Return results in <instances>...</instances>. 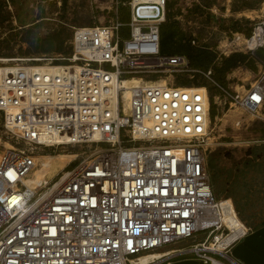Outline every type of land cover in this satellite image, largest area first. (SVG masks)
I'll use <instances>...</instances> for the list:
<instances>
[{
    "label": "built area",
    "instance_id": "obj_1",
    "mask_svg": "<svg viewBox=\"0 0 264 264\" xmlns=\"http://www.w3.org/2000/svg\"><path fill=\"white\" fill-rule=\"evenodd\" d=\"M116 4L108 23L73 26L67 55L0 65V114L11 142L0 157V264H140L156 252L240 264L230 249L246 226L221 251L205 246L233 233L208 167L210 92L177 84L196 73L216 84L211 70L162 53L167 0ZM121 4L129 7L127 37L119 34ZM246 47L259 64L254 80L240 92L222 88L214 103L224 97L264 125L263 23ZM60 145L78 147L82 158L54 177L38 174L35 148ZM200 234L189 249L166 251Z\"/></svg>",
    "mask_w": 264,
    "mask_h": 264
},
{
    "label": "rangeland",
    "instance_id": "obj_2",
    "mask_svg": "<svg viewBox=\"0 0 264 264\" xmlns=\"http://www.w3.org/2000/svg\"><path fill=\"white\" fill-rule=\"evenodd\" d=\"M117 1L128 0H0V65L16 57L67 55L73 26L108 23L114 18ZM168 19L178 21L183 32V40L178 42L185 45L183 53L206 51L213 64L219 66L224 57L232 58L229 65L236 66L226 77L232 92L243 91V85L254 80L257 70L248 66L246 39L255 27L264 24V0H167ZM258 52L264 58V50ZM234 54L244 55L245 61ZM179 78L180 84L206 85L210 93L216 91L209 77L201 73L193 78L181 74ZM216 101L214 146L208 155L214 195L220 201L230 199L239 220L250 230L264 223V125L241 108L231 106L224 97ZM10 143L0 114V155ZM35 155L38 174L45 172L47 178L82 158L79 148L69 145L40 146L35 148ZM203 238V234L197 235L166 251L187 250ZM182 253L197 256L194 252Z\"/></svg>",
    "mask_w": 264,
    "mask_h": 264
},
{
    "label": "trees",
    "instance_id": "obj_3",
    "mask_svg": "<svg viewBox=\"0 0 264 264\" xmlns=\"http://www.w3.org/2000/svg\"><path fill=\"white\" fill-rule=\"evenodd\" d=\"M120 2H126V1H120ZM118 16H119L120 22L124 24L123 26L120 27L119 34L122 37H127L129 35V28L127 27L126 23L129 21V17H130L129 7L122 5V4L119 5ZM181 40H183V32L180 29L178 21L171 20V19H168V20L165 19V21L160 24V44H161L162 53L164 54H184L189 58V64L191 68L200 70L203 73H206L209 70H211V78L216 83L214 84L215 90H216L215 93L213 94L210 93V100H211L210 115L213 121L215 119V116L217 115L216 105L214 103V96L221 95L222 88L228 87V82L226 79L227 72L229 71L231 67H235L236 64L229 65V63L232 60L231 57H224L223 59L224 63L221 66L213 64V61L210 55H208L206 51H199L198 53H192V54L187 55L182 52L185 45L178 44V42H181ZM260 54L261 53L258 52V55ZM233 56H241L240 61H245V56L242 54H234ZM248 66L250 70L252 71L257 70L255 60L251 57H250V60L248 61ZM179 79L180 78L178 77L177 84L183 85V86L190 85L187 83L180 84ZM195 85H200V84H195Z\"/></svg>",
    "mask_w": 264,
    "mask_h": 264
},
{
    "label": "crops",
    "instance_id": "obj_4",
    "mask_svg": "<svg viewBox=\"0 0 264 264\" xmlns=\"http://www.w3.org/2000/svg\"><path fill=\"white\" fill-rule=\"evenodd\" d=\"M230 253L240 264H264V223L248 230L243 237L232 245ZM163 255L166 254H162V252L151 253L146 257H141L137 262L148 264L153 259H159ZM155 264H205V262L194 255L171 253L159 259Z\"/></svg>",
    "mask_w": 264,
    "mask_h": 264
},
{
    "label": "bare ground",
    "instance_id": "obj_5",
    "mask_svg": "<svg viewBox=\"0 0 264 264\" xmlns=\"http://www.w3.org/2000/svg\"><path fill=\"white\" fill-rule=\"evenodd\" d=\"M142 1H152V0H142ZM258 31H261V28H258ZM251 43H253V42H251ZM38 66L43 68V69L50 70V71H56L57 67H58V65H43V64H39ZM221 202H222V205L224 208V219H225L226 223L229 225V227L232 229L233 233H232V236L225 238L223 240H220V237L217 236V243L216 244L214 242H209L208 246L205 245L206 248L211 249V250H217V251H221L220 248H225L226 245H229L234 240V238L237 237L240 230L245 228V225L238 218V215H237V212L234 208L233 203L229 199L221 200ZM149 254H151V253H149ZM146 255H148V254H146ZM143 256H145V255H143ZM143 256H141V257H143Z\"/></svg>",
    "mask_w": 264,
    "mask_h": 264
}]
</instances>
